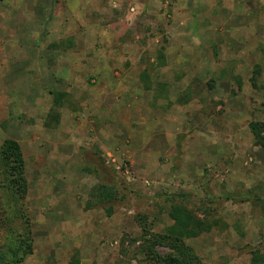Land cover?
Returning <instances> with one entry per match:
<instances>
[{
	"label": "rangeland",
	"instance_id": "1",
	"mask_svg": "<svg viewBox=\"0 0 264 264\" xmlns=\"http://www.w3.org/2000/svg\"><path fill=\"white\" fill-rule=\"evenodd\" d=\"M92 3L67 25L63 0H0V143L21 146L33 233L21 264H152L139 252L141 218L162 232L173 204L212 222L187 240L202 264L264 258V151L248 126L264 119V0ZM104 33L114 52L127 38L139 55L106 74L125 83L100 95L105 85L88 79L67 92L59 66L69 52H101ZM54 92L65 94L58 107ZM98 184L116 199L96 202Z\"/></svg>",
	"mask_w": 264,
	"mask_h": 264
},
{
	"label": "trees",
	"instance_id": "2",
	"mask_svg": "<svg viewBox=\"0 0 264 264\" xmlns=\"http://www.w3.org/2000/svg\"><path fill=\"white\" fill-rule=\"evenodd\" d=\"M162 41L156 53L160 64L165 60L167 40L163 38ZM140 75L141 78H147L146 71H142ZM258 75L259 68L256 66L250 77L254 88L259 87ZM52 94L54 106H60L61 98L65 94ZM47 116L54 119L56 113L49 112ZM45 125L50 126V122H45ZM248 126L254 145L264 151V119L250 121ZM27 189L25 159L21 146L17 140L5 138L0 143V264H21L33 252L32 223L25 204ZM115 193V189L106 184H98L92 191L99 203H111L116 199ZM106 212L111 213L110 206L106 208ZM168 217L172 223L159 233L148 231L144 217L141 218L143 224L139 252L152 264H202L187 240L207 231L212 222L199 217L195 211L181 204H173ZM159 247L163 252L158 250ZM262 261L264 258L257 254L251 257V264ZM70 263L79 264V260L74 257Z\"/></svg>",
	"mask_w": 264,
	"mask_h": 264
},
{
	"label": "crops",
	"instance_id": "3",
	"mask_svg": "<svg viewBox=\"0 0 264 264\" xmlns=\"http://www.w3.org/2000/svg\"><path fill=\"white\" fill-rule=\"evenodd\" d=\"M63 1L69 13V16H67V18H64L63 21L64 24L67 25L72 24V19L76 17L80 9L91 8L92 6H94L92 0H63ZM114 40L115 38L113 34L104 33V38L101 43V46H103V50L101 52L100 51H98V53L93 52L92 55L90 54L86 55L84 52V55L79 57L80 59H78L77 55H75L73 52L68 53L67 59L61 64V66H59L60 68L58 69V72L61 73V76H59L61 80L69 84H73L71 85V87L66 88L67 92L76 94L77 88L75 87V84L77 82L86 83L88 79L95 80L96 82L105 85L104 86L105 90H101L102 92L100 95H106L107 93L106 89H109L110 92L111 91L114 92L116 89H121L120 85L122 84L123 86V84L125 83L124 78H126V75H123L122 81L119 82V85L117 86L115 85L114 87V84H109V81L106 80V74L109 75L110 74L109 72H112L114 67H119L122 70H127L128 68L132 70L134 63L137 61L139 55L128 52L127 50L128 48L126 47L129 41H127V38L125 40L123 39L122 41H120L122 43V44L120 43L122 47L119 50V53L114 52L115 50L113 51L111 48H109V45H111ZM75 42H77V38H75ZM128 59L130 63L129 67H127L128 65L126 64V61ZM114 60L117 62L116 66H113ZM169 60H170V52L167 49L165 51V65L159 67V73L161 75L165 74L166 68L168 67L169 64ZM122 61L124 67L122 66ZM76 74H79L82 77L79 80H77ZM126 82L132 83L133 88L137 87L136 82H128V81ZM113 88H115V90H113ZM128 96L129 98H132L133 96L132 91ZM160 134L166 135L167 132L165 133V131H162L159 132L158 135Z\"/></svg>",
	"mask_w": 264,
	"mask_h": 264
}]
</instances>
